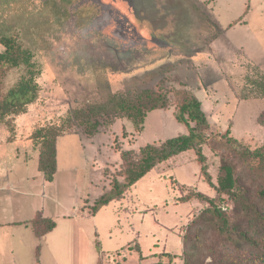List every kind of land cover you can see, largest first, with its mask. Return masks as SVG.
Returning a JSON list of instances; mask_svg holds the SVG:
<instances>
[{
  "label": "rangeland",
  "instance_id": "1",
  "mask_svg": "<svg viewBox=\"0 0 264 264\" xmlns=\"http://www.w3.org/2000/svg\"><path fill=\"white\" fill-rule=\"evenodd\" d=\"M5 36L32 54L40 87L27 113L12 119L13 128L2 125L13 135L62 125L72 111L99 105L111 94L153 89L168 99L167 108L147 114L140 132L128 118H115L102 119L92 136L74 126L58 137L56 185L48 193L62 202L54 230L60 246L54 249L53 238L37 251L35 234L19 233L6 240L15 247V264L168 263L164 252L183 264L190 223L212 208L196 198L179 200L189 193L229 204L227 216L235 219L231 199L205 181L193 153L181 155L173 169L164 164L150 172L91 215L95 201L124 180L123 152L188 134L175 118L185 93L201 101L211 125L202 149L213 180L229 164L254 199L259 183L239 153L264 146V99L254 97L247 81L264 74V0H0V39ZM25 74L23 66L0 71V90ZM23 116L28 122L21 133L16 121ZM132 243L140 253L126 249ZM204 245L222 246L213 233Z\"/></svg>",
  "mask_w": 264,
  "mask_h": 264
},
{
  "label": "trees",
  "instance_id": "2",
  "mask_svg": "<svg viewBox=\"0 0 264 264\" xmlns=\"http://www.w3.org/2000/svg\"><path fill=\"white\" fill-rule=\"evenodd\" d=\"M0 42L5 47L0 52V71L22 66L27 68V74L16 85L7 91L0 90V126L13 128L12 119L27 113L29 106L38 100L40 87L32 54L12 36L2 37ZM247 81L254 97L264 99V74L249 77ZM167 107L168 99L165 96L153 89H144L136 93L111 94L99 105L72 111L62 125H48L34 132L32 138L40 148L39 168L47 181H53L57 172V139L74 126H84V134L92 136L99 131L102 119L110 122L115 118H128L140 132L149 112ZM175 118L187 127L188 134L148 144L139 152H123L124 180L114 181L112 188L95 201L91 215L95 216L102 208L123 197L150 172L164 164H173L169 167L173 169L177 164L173 162L178 161L181 155L193 153L201 163V174L205 181L218 195L231 199L236 217L232 220L227 216L229 204L215 205L212 199L201 192L181 197L179 200L184 202L196 198L212 205V208L194 218L183 237V264H206L207 256L213 258V264H264V146L255 150L244 149L239 153L247 163L251 176L259 183L253 199L250 191L239 182L233 166L229 164L223 165L218 177L213 180L202 149L204 135L211 129V125L202 109L201 101L195 95L185 93ZM259 122L264 126V114ZM55 227L54 221L43 218L32 223L38 237L45 236ZM211 233L222 246L208 250L204 242ZM132 244L125 248L140 253L139 245ZM161 256L167 257L169 262L159 261L153 264H174L175 255L164 252ZM143 259L141 256L140 260Z\"/></svg>",
  "mask_w": 264,
  "mask_h": 264
},
{
  "label": "crops",
  "instance_id": "3",
  "mask_svg": "<svg viewBox=\"0 0 264 264\" xmlns=\"http://www.w3.org/2000/svg\"><path fill=\"white\" fill-rule=\"evenodd\" d=\"M27 122L28 119L24 116L17 119L19 132L22 133ZM0 130V264H5L6 261L15 264V247L8 246L6 240H15L19 233L27 234L32 231L41 241L37 251L46 242L52 244L53 238L54 249L60 246V233H55L54 230L61 217L62 202L48 193V188L56 185L57 172L50 182L40 170V152L32 138V128L25 135H13L7 126H1ZM73 216H76L75 212ZM38 218L52 220L56 222V227L45 236L38 237L32 228L33 221ZM67 219L70 217L65 218V222H69Z\"/></svg>",
  "mask_w": 264,
  "mask_h": 264
}]
</instances>
